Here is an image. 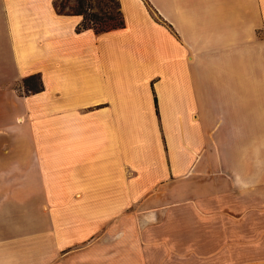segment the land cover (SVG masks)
<instances>
[{"label": "crops", "instance_id": "0c3cea01", "mask_svg": "<svg viewBox=\"0 0 264 264\" xmlns=\"http://www.w3.org/2000/svg\"><path fill=\"white\" fill-rule=\"evenodd\" d=\"M58 1L0 0V264H150L176 206L264 264V0Z\"/></svg>", "mask_w": 264, "mask_h": 264}, {"label": "rangeland", "instance_id": "374dc122", "mask_svg": "<svg viewBox=\"0 0 264 264\" xmlns=\"http://www.w3.org/2000/svg\"><path fill=\"white\" fill-rule=\"evenodd\" d=\"M56 6L60 12H74L78 9V0H59ZM83 10L87 15L92 12L96 13L108 24L117 21L119 16L117 0H83ZM89 24L99 26L100 22L92 19ZM252 35L253 37H264V30L253 29ZM28 84L29 87H36L37 79L30 78ZM168 212L171 219L166 221L161 230L170 233V236L164 239L155 238L162 242L156 243L147 250L150 264L240 263L235 261V257L238 258L241 254H229L227 246L222 245L223 238L213 235L211 221L195 220L194 214L184 207H172ZM219 246L220 252L218 253ZM164 257L165 261H163Z\"/></svg>", "mask_w": 264, "mask_h": 264}, {"label": "trees", "instance_id": "16d2710c", "mask_svg": "<svg viewBox=\"0 0 264 264\" xmlns=\"http://www.w3.org/2000/svg\"><path fill=\"white\" fill-rule=\"evenodd\" d=\"M117 4H118V2H117ZM73 13L82 15V21H81V27L82 28H92L95 32L108 31L111 29L120 28L124 25L123 17H122L121 11L119 9V6H118V15H119L118 19H117V21H115L111 24L104 22L102 20V18L98 17V15L94 12L87 15L85 13V11L83 10V0H78V9L75 10ZM112 18H110V19H112ZM92 19L100 22V25L94 26V25H92L93 23L89 24V22L92 21Z\"/></svg>", "mask_w": 264, "mask_h": 264}]
</instances>
